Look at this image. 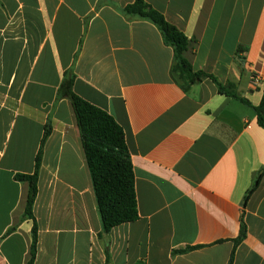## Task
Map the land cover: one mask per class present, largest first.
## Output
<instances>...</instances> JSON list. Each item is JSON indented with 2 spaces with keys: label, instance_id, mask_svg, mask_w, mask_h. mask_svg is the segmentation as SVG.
Segmentation results:
<instances>
[{
  "label": "crops",
  "instance_id": "obj_1",
  "mask_svg": "<svg viewBox=\"0 0 264 264\" xmlns=\"http://www.w3.org/2000/svg\"><path fill=\"white\" fill-rule=\"evenodd\" d=\"M188 38L195 72L264 94V0H144ZM136 0H0V264H29L23 220L42 153L33 214L34 264H264V130L210 78L185 93L173 48ZM252 74L261 83L251 85ZM73 92L122 127L139 219L104 233ZM51 133L42 145L47 125ZM196 247L187 253H175Z\"/></svg>",
  "mask_w": 264,
  "mask_h": 264
},
{
  "label": "trees",
  "instance_id": "obj_2",
  "mask_svg": "<svg viewBox=\"0 0 264 264\" xmlns=\"http://www.w3.org/2000/svg\"><path fill=\"white\" fill-rule=\"evenodd\" d=\"M127 16L136 17L154 24L161 32L166 45L173 48L174 60L171 74L174 81L185 93H189L193 86L203 79L210 78L219 86V93L239 100L250 107L257 116L258 125L264 130V94L259 106H253L247 99L238 96L234 84L222 85L218 80L203 71L195 72L184 58L189 40L176 26L169 23L157 10L144 0L124 9ZM74 77L68 78L67 95L72 102L81 135L92 185L97 200L98 213L104 233L127 223H134L139 219L137 197L135 190V176L131 156L126 144L122 127L106 111L88 103L73 92ZM52 129L47 125L42 145L50 135ZM41 151L36 158L35 172L32 175L18 176V180L29 185V194L23 220L34 222L32 258L29 264L35 263L38 228L35 222L33 207L38 196V178L41 168ZM264 177V168L258 174L253 186L248 190L245 202L259 187ZM247 227L244 217L241 219L240 234L234 240L235 248L228 264H234L235 250L245 240ZM196 247H188L175 253H187Z\"/></svg>",
  "mask_w": 264,
  "mask_h": 264
},
{
  "label": "built area",
  "instance_id": "obj_3",
  "mask_svg": "<svg viewBox=\"0 0 264 264\" xmlns=\"http://www.w3.org/2000/svg\"><path fill=\"white\" fill-rule=\"evenodd\" d=\"M251 85L256 87L261 83V77L257 74H252L251 76Z\"/></svg>",
  "mask_w": 264,
  "mask_h": 264
},
{
  "label": "water",
  "instance_id": "obj_4",
  "mask_svg": "<svg viewBox=\"0 0 264 264\" xmlns=\"http://www.w3.org/2000/svg\"><path fill=\"white\" fill-rule=\"evenodd\" d=\"M238 96H241L240 94Z\"/></svg>",
  "mask_w": 264,
  "mask_h": 264
}]
</instances>
